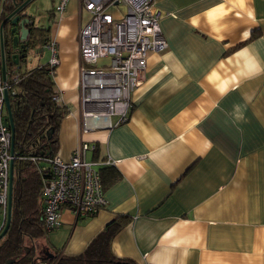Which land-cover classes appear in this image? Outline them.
Instances as JSON below:
<instances>
[{"label":"crops","instance_id":"crops-1","mask_svg":"<svg viewBox=\"0 0 264 264\" xmlns=\"http://www.w3.org/2000/svg\"><path fill=\"white\" fill-rule=\"evenodd\" d=\"M59 1L48 42L57 46L53 79L69 113L56 154L68 161L82 141L94 143L87 159L105 178H119L103 184L107 205L96 214L76 217L64 209L49 244L77 255L125 215L111 244L119 258L264 264V0H154L168 48L148 54L129 119L83 134L79 30L86 13L79 0H69L59 14ZM124 10L112 8L117 17ZM42 54L41 63L20 59L13 69L48 63L51 51ZM7 72L6 79L13 71Z\"/></svg>","mask_w":264,"mask_h":264},{"label":"built area","instance_id":"built-area-1","mask_svg":"<svg viewBox=\"0 0 264 264\" xmlns=\"http://www.w3.org/2000/svg\"><path fill=\"white\" fill-rule=\"evenodd\" d=\"M8 2L3 0L2 10ZM68 3L69 0H60L56 12L62 14ZM79 4L89 16L79 30L78 90L83 134L110 129L129 119L132 94L146 78L148 54L166 50L168 42L160 25L161 11L154 6V0H79ZM119 4L125 10L117 17L112 8ZM45 47L51 51L48 64L54 72L60 63L56 43L48 42ZM1 64L0 48V233L8 213L10 164L17 156L15 149L12 151L14 137L5 112V91L14 97L21 79L16 68L10 78L3 79ZM53 99L63 103L59 92ZM95 149L96 144L82 141L70 160L64 161L58 154L50 159V174L42 189L47 232L59 226L64 209L76 217H87L107 205L99 165L87 159V152ZM36 264L52 263L40 259Z\"/></svg>","mask_w":264,"mask_h":264},{"label":"trees","instance_id":"trees-1","mask_svg":"<svg viewBox=\"0 0 264 264\" xmlns=\"http://www.w3.org/2000/svg\"><path fill=\"white\" fill-rule=\"evenodd\" d=\"M13 8L9 0L1 12L0 23ZM29 28L25 44L29 51L41 56L49 41L50 27L35 23ZM9 32V27H5V64L7 70L13 71L17 66L13 54L17 51ZM20 74L15 95L10 97L17 156L14 159L11 224L0 240V264H6L8 260H14L12 264H36L38 260L46 259L43 251L42 254L38 252L39 245L54 254L48 259L52 264H138L132 259L117 257L111 249L115 235L128 221L125 215L116 216L77 255L64 254L49 244L43 224L42 189L50 174V159L58 149L61 121L69 109L53 99L57 90L54 72L48 63L36 65ZM103 172L100 171L105 187L119 178L107 179Z\"/></svg>","mask_w":264,"mask_h":264},{"label":"water","instance_id":"water-1","mask_svg":"<svg viewBox=\"0 0 264 264\" xmlns=\"http://www.w3.org/2000/svg\"><path fill=\"white\" fill-rule=\"evenodd\" d=\"M33 0H14L11 12L7 14V16L3 19L0 24V48L2 54V72L3 77L6 79L7 77V68L5 64V53H4V28L10 27V35L12 38V45L15 48V52L13 54V58L15 59V63L19 64L20 58L24 61H28V53L29 49L27 48L25 42L28 40L30 33V25L35 24L36 15L31 11V4ZM5 106L8 113V120L11 123L12 133L15 140V126L14 119L11 109V101L9 97V93L5 91ZM12 151H14V142L12 146ZM13 177H14V161L10 164L9 169V194H8V213L6 224L3 230L0 233V240L6 235L8 229L11 224V211H12V189H13ZM46 259H50L54 257V254L51 253L48 249H45L44 256ZM14 260H8L6 264H12Z\"/></svg>","mask_w":264,"mask_h":264},{"label":"rangeland","instance_id":"rangeland-1","mask_svg":"<svg viewBox=\"0 0 264 264\" xmlns=\"http://www.w3.org/2000/svg\"><path fill=\"white\" fill-rule=\"evenodd\" d=\"M56 3V0H33L32 4H31V11L34 12V14L36 15V21L38 24H40L43 27H50L51 23H52V14H53V8L54 5ZM88 14H85V20L88 19ZM42 56H37L33 51H29L28 53V59L29 62L31 63V65H35L38 63L42 62ZM47 55H44L43 58H46ZM21 67L20 69L22 70V72L26 71V66L25 64L21 63ZM80 108V106H78V109ZM5 112L7 113V110H5ZM73 114V113H71ZM62 158V157H61ZM63 159V158H62ZM64 160V159H63ZM65 161V160H64ZM49 232L46 233V236L48 238ZM45 239V237H44ZM40 242H38L39 244ZM42 249H43V245H39L38 248V252H40V254H42Z\"/></svg>","mask_w":264,"mask_h":264},{"label":"flooded vegetation","instance_id":"flooded-vegetation-1","mask_svg":"<svg viewBox=\"0 0 264 264\" xmlns=\"http://www.w3.org/2000/svg\"><path fill=\"white\" fill-rule=\"evenodd\" d=\"M42 251H43V252H44V254H45V248H43V249H42Z\"/></svg>","mask_w":264,"mask_h":264}]
</instances>
